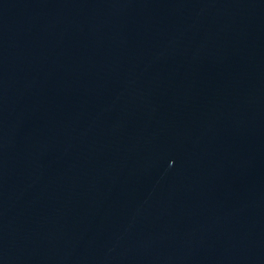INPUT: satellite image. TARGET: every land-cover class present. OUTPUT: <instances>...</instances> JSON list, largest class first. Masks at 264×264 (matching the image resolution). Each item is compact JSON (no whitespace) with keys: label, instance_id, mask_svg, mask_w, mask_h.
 Wrapping results in <instances>:
<instances>
[{"label":"water","instance_id":"water-1","mask_svg":"<svg viewBox=\"0 0 264 264\" xmlns=\"http://www.w3.org/2000/svg\"><path fill=\"white\" fill-rule=\"evenodd\" d=\"M0 264H264V0H0Z\"/></svg>","mask_w":264,"mask_h":264}]
</instances>
